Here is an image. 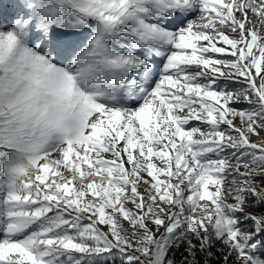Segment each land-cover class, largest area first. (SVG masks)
Wrapping results in <instances>:
<instances>
[{
  "label": "snow or ice",
  "instance_id": "1",
  "mask_svg": "<svg viewBox=\"0 0 264 264\" xmlns=\"http://www.w3.org/2000/svg\"><path fill=\"white\" fill-rule=\"evenodd\" d=\"M0 264H264V0H0Z\"/></svg>",
  "mask_w": 264,
  "mask_h": 264
}]
</instances>
